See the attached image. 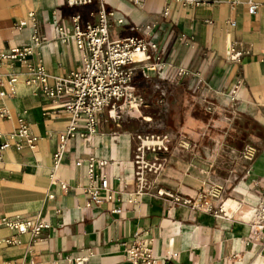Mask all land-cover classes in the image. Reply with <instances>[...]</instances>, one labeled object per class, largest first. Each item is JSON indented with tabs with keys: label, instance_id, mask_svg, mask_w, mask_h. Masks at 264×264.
<instances>
[{
	"label": "crops",
	"instance_id": "obj_1",
	"mask_svg": "<svg viewBox=\"0 0 264 264\" xmlns=\"http://www.w3.org/2000/svg\"><path fill=\"white\" fill-rule=\"evenodd\" d=\"M102 1L116 20L125 22L112 26L115 39L130 35L131 26L157 24L151 34L160 46L159 60L151 62L156 72H137L136 95L143 97L137 110L126 109L120 122L102 121L88 142L69 139L55 168L59 134L67 129L70 116L21 77L40 62L51 77L78 70L80 53L74 42L62 43L55 36L59 21L70 28L74 9L66 0H0V50L30 46L29 28L16 27L31 12L45 36L43 46L25 63L15 62L2 70L3 74L17 72L19 77L15 95L3 102L10 118L0 120V144L19 118L26 120L38 140L33 149L12 145L0 160V264H76L77 259L84 264H130L126 253L136 235L151 250L156 264H264V230L253 226L254 211L264 204V0L254 16L244 4L231 9L228 0H203L206 3L195 7L171 3L167 16L163 0L138 5L128 0ZM233 20L235 27L229 24ZM234 42H240L244 52L239 62L229 60ZM155 83L162 85L166 96H160ZM212 109L213 118L244 117L257 131L251 136L249 156L235 162L225 158L223 195L206 193L209 158L200 155L211 151L200 140L207 124L211 125L206 119ZM153 122L161 125L160 135L187 138L189 183L202 185L173 182L160 187L163 195L154 189L139 193L134 135L152 128ZM90 159L95 173L109 180V190L100 191L99 205H89L84 191ZM202 188L204 199L198 198ZM174 198L180 199L179 204ZM190 198L197 209L182 204ZM16 216L46 227L36 235L18 234L1 223Z\"/></svg>",
	"mask_w": 264,
	"mask_h": 264
},
{
	"label": "built area",
	"instance_id": "obj_2",
	"mask_svg": "<svg viewBox=\"0 0 264 264\" xmlns=\"http://www.w3.org/2000/svg\"><path fill=\"white\" fill-rule=\"evenodd\" d=\"M133 4H140L145 0H128ZM166 8L163 15L167 16L168 7L171 3L180 4L184 7H195L206 3L203 0H163ZM69 7L74 11L69 15L70 28H67L59 21L55 27V36L62 43L72 40L80 53V67L65 76L51 77L44 65L40 62L38 66L28 73L24 79L27 86L35 85L40 94L49 100L56 108L65 110L70 116L67 129L59 134L58 146L53 155L54 167L56 168L63 157L67 141L79 137L85 141L98 132L102 121H121L125 110H137L143 97L137 96L134 78L139 70L142 72H156L152 61L159 60L160 46L151 35L157 24L149 23L141 28L131 26L130 35L122 39L113 37L112 26L125 25L123 19H115V13L107 8L102 0H66ZM231 9L244 4L250 15L258 13L262 3L260 0H228ZM92 7L88 10L86 7ZM231 27L236 22H229ZM18 30L29 28L30 46L13 47L7 50H0V120L10 118V111L3 103L4 100L15 95V88L19 73H2L4 66L17 63H25L34 50H39L45 43V36L37 20L36 14L31 12L27 19L19 22ZM241 43L234 42L229 48V60L239 62L244 52L240 49ZM142 53L145 58L139 60L137 55ZM148 62V64H147ZM150 63V64H149ZM184 72L180 71L179 75ZM148 78V77H146ZM241 84L237 82L236 89ZM153 87L166 96L167 92L161 84L155 83ZM233 100H237L236 91L232 92ZM121 114V116H120ZM106 115V116H105ZM105 116V117H103ZM1 136V132H0ZM38 137L34 135L24 118L18 119L17 127L8 135V138L0 144V160L5 151L12 145L20 149L28 147L33 149ZM135 146L133 151V163L139 193L150 189L145 179L146 154L151 151L167 150V136L134 135ZM149 142V143H147ZM81 161L76 165L80 166ZM105 162H100L104 166ZM87 176L89 183L84 187L88 196L89 205L101 203L100 191L109 190V180L105 175L95 173V162L90 159L87 162ZM163 195L161 191L157 192ZM198 198H205L204 191H201ZM176 204L180 199L174 198ZM192 199L183 200L182 204L191 205ZM204 205L210 208V204L204 201ZM219 211L223 212L222 207ZM255 219L253 226L264 230V204L254 211ZM1 223L18 234H38L46 226L31 218L16 216L3 219ZM127 261L130 264H156V259L151 250L135 236L131 246L126 253ZM76 264H84V260L77 259Z\"/></svg>",
	"mask_w": 264,
	"mask_h": 264
},
{
	"label": "rangeland",
	"instance_id": "obj_3",
	"mask_svg": "<svg viewBox=\"0 0 264 264\" xmlns=\"http://www.w3.org/2000/svg\"><path fill=\"white\" fill-rule=\"evenodd\" d=\"M26 77H21L24 81ZM214 108V106H212ZM217 114V113H216ZM203 117V113L200 114ZM216 116V115H215ZM230 116V115H229ZM214 117L213 109L211 110V117L206 119L210 121L211 125L207 124V133L202 135L200 142H205L210 146L211 151H201L200 155L209 158L206 173L210 177V181L206 182L207 194H222L223 195V162L230 159L232 162L237 159L246 158L251 152V136L256 133V127L250 120L246 118L232 117ZM145 122V121H144ZM142 123V126L144 125ZM152 128L143 130L144 135L167 136L168 143L167 150L157 151L153 153L149 151L146 154V169L145 179L150 189L159 191L160 187L173 186L176 182L179 186H193L202 185L201 183H189V155L186 148L187 138L181 137L180 134L160 135L157 131L161 125L155 122L150 123ZM135 125H137L135 123ZM162 125L165 126V123ZM209 129V130H208ZM170 143V144H169ZM175 149V150H173ZM173 153V155H172ZM228 153L232 157L228 156ZM172 155V159H169ZM226 158V159H225ZM200 169L199 171H201ZM201 173V172H199ZM174 182V183H173ZM193 182V181H191ZM160 188V191L163 190ZM201 191H204L202 188ZM162 193H165L162 191Z\"/></svg>",
	"mask_w": 264,
	"mask_h": 264
},
{
	"label": "bare ground",
	"instance_id": "obj_4",
	"mask_svg": "<svg viewBox=\"0 0 264 264\" xmlns=\"http://www.w3.org/2000/svg\"><path fill=\"white\" fill-rule=\"evenodd\" d=\"M138 56H145V55H143L142 53H139L138 55H137V57ZM17 83H18V79H17ZM31 86H35V85H31ZM147 143H149V142H147ZM229 203H231V202H229Z\"/></svg>",
	"mask_w": 264,
	"mask_h": 264
}]
</instances>
